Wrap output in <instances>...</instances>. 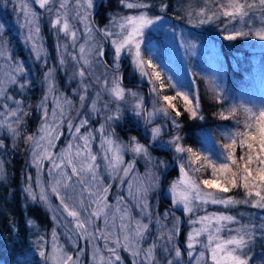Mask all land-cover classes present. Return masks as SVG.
I'll return each instance as SVG.
<instances>
[{"label": "snow or ice", "instance_id": "1", "mask_svg": "<svg viewBox=\"0 0 264 264\" xmlns=\"http://www.w3.org/2000/svg\"><path fill=\"white\" fill-rule=\"evenodd\" d=\"M3 3L7 6L8 0H3ZM34 3L47 13L51 29L57 36L62 33L65 38L63 44H57L59 64L65 66L68 63L66 57L69 56L74 62L73 76L79 77L81 82V106L88 96L89 85L85 79L92 77L100 85L101 91L96 92L92 99L91 113L101 112L98 107L102 100L101 92H106L117 103V107L112 114L105 116V123L95 129L100 137L99 153L92 150V141L96 139L93 130L81 133V129L89 124L87 117H81L75 125L71 120L67 121L72 140L54 153L51 149L56 147V141L63 135L60 129L65 121V106L70 109L72 102L63 95H54V68H49L44 73L46 91L38 105V110L42 112V124L37 133L24 132L25 118L30 112L23 96L32 81L27 79L24 65L12 61L7 50L0 45V57L5 59V66L0 68V129L10 133L14 140L23 138V142L31 148V163L37 168L36 184L39 192L34 191L31 184L25 191L33 201L49 208L54 214L53 219H57V213L66 214L63 226L70 233L68 238L73 245H77L81 239L90 244L97 239L104 241L103 251L98 244L93 245L92 264H123L121 250L131 255L132 264H160L158 247H163V251L169 255L174 253L173 258L166 259L165 264H180L182 250L172 243L181 231L179 217L173 216L170 229L165 228L159 217H156L159 234L147 247L143 246L151 235L150 224L154 218L148 197L159 188L160 176L157 172L167 166L165 161L155 160L149 145L141 143L137 137H130L128 142H123L116 138L114 129L108 130L111 128L110 122L122 117L119 103L126 102L128 96L135 99L131 106L132 112L142 117L145 125L163 117L165 121H170L178 133L182 127L179 118L185 113L192 120L204 119L198 92L181 90L172 82V77L164 76L151 56V49H148L146 56L142 48L146 32L154 26L161 27L158 22H162L165 17L151 14L155 7L151 0H119L123 8L131 11L110 16L109 24L98 28L92 20L94 0H34ZM201 3L203 6L187 12L189 23L201 26L222 22L221 34L226 41L249 37L264 41V0H201ZM159 7L163 12L168 6L161 3ZM13 10L22 16L20 26L27 29L26 42L30 43L35 59H43L47 63V50L40 35V14L30 6L28 0H19ZM76 21L84 25V43L78 45V53H69V46L76 49L80 39ZM3 28L4 24L0 23V29ZM97 33L101 41L111 45L113 55L112 76L109 78L106 71L103 80L95 76L93 71V64L100 62L106 55L104 44L96 39ZM194 47L189 43L186 50ZM121 59H130L133 70L149 83L153 103L151 111L146 109L143 96L122 86L123 77L119 71ZM209 85V91L214 94L216 101L228 105L217 114L218 117L229 120L238 113L243 114L242 130L241 121L235 120V128L220 133L223 142H219V150L211 155L184 144V137L179 134L171 136L164 146H170L177 154L180 176L170 184L168 194L172 206L189 215L188 223L192 225L186 238L189 264L193 261L195 264H251L254 241L258 236L264 239V217H261L260 223H244L227 211L202 216L195 214L208 204L222 205L225 209L250 204L253 208L264 210V102L229 101L215 77L209 79ZM13 88L18 90L17 95L21 99L12 94ZM168 89L173 90L174 95L164 94ZM50 96L54 104L51 112L47 106ZM177 103L181 104L182 110L177 107ZM102 107L108 110L109 102L103 103ZM150 133L152 141H160L165 126L152 127ZM0 147H4L2 140ZM237 148L240 149L239 156ZM129 152L133 154V160L126 163L124 155ZM98 156L102 158L108 176L112 180L118 179L121 186L126 185L128 199L118 195L115 205L109 203L112 184L104 183ZM136 157H142L149 166L143 175L136 171ZM44 160L50 161L48 175L52 178L47 186L39 179ZM208 171L210 175L204 178L202 173ZM28 179L31 180V176ZM237 188L243 190V199L227 195ZM52 196L59 201L55 208L50 202ZM133 207L139 209L141 218L132 215ZM168 216L166 211L164 219L167 220ZM101 218L103 227L96 223ZM144 218L148 220L147 223ZM28 223L31 225L33 222ZM160 240H164L165 245H159L157 242ZM197 245L201 246L199 251ZM30 251L38 256L40 264H81L80 257L84 249L78 248L73 255L59 243V235L53 229L50 245L44 235H38L31 242ZM24 255L26 257L27 253ZM24 264L33 262L25 259Z\"/></svg>", "mask_w": 264, "mask_h": 264}, {"label": "rangeland", "instance_id": "2", "mask_svg": "<svg viewBox=\"0 0 264 264\" xmlns=\"http://www.w3.org/2000/svg\"><path fill=\"white\" fill-rule=\"evenodd\" d=\"M98 0H94V8L92 9V14L95 9L96 3ZM182 4V10L184 17H182V21H179L177 16V0H174V6H170L169 10L171 13L168 14V10L165 9L163 12H161L159 5H156L154 9H152L151 14L152 15H163L165 18L162 22H158V24L162 25L161 27L154 26L153 28L149 29L146 32L145 36V44L142 45L143 50L145 51V55H148V49H151V56L154 60V62L159 66L160 70L164 74L165 77H172V82L176 83L178 87H181V90H190L193 92H198L197 88V82L194 77V72L192 71V68H190L191 63L193 62V58H196L198 56L202 55V59L204 63H202L200 69L204 71V77L206 79H210L215 77L217 81L222 85L223 89L225 85L227 84V78L225 77V71L226 66L224 65L225 62L219 63L218 60H221L219 55L221 56L220 48H218L217 45H214L213 42L210 41V34H209V27L211 24H204L201 26H196L193 23L188 22L187 12L190 9H198L199 7L203 6L201 3V0H179ZM19 2V0H8L7 6L3 3V0H0V23L4 24V28L0 29V45H2L6 50L7 54H9L12 57V61H19L21 62L27 72V79L31 81H35V84L38 86L39 95L37 99L35 100L33 106L32 104L27 100L28 108L34 109V124L30 131V133H37L38 129L40 128L42 124L41 116L42 112L38 110V105L41 103V100L44 97L45 91H46V82L44 81V73L48 71L49 68H54V80H55V86H56V92L54 93L55 96H61L63 95L64 98L71 100L72 107L69 109L67 106H65L66 110V116L65 121L61 125V131L63 132V135L60 137L59 140L56 141V147L54 149H51L54 153H57L60 151L61 148L65 147L67 143L72 140V133L69 132L67 121L71 120L72 123L75 125L79 123V120L81 117H87L89 119V124L85 126V128L81 129V133H84L88 129L93 130L94 135L96 136V139L92 141V150L94 153L100 152V137L99 134L95 132V129H98L101 124L105 123V116L112 114L116 110L117 103L115 101L111 100V97L106 92H101L102 100L98 104V107L101 108L100 114L91 113L90 105L92 103V99L95 98L96 92L101 91L100 85L95 82V80L92 77H88L85 79V83L89 85L88 88V96L87 99L84 102L83 107L79 108L81 105L79 95L81 91V82L79 77H74L73 73L75 71L74 68V62L71 61L70 56L66 57L68 60V63L65 66H61L59 64V55L60 53L57 50V44H63L65 42V38L63 34H59V37L57 36L56 32L53 29H49L51 36H50V47L46 45L45 38L49 36L50 34L41 31V37L44 44L45 49L47 50V63L45 61L39 60L37 61L34 57L33 52L31 51V45L30 43L26 42V33L27 29L22 28L20 24L22 23V16H19L17 12L13 10L14 6ZM30 3V6L40 14L39 19V25L40 28L42 24V20L45 19L46 22H48V27L51 28L49 23V16L47 13L44 12V10L40 9L38 5L34 3V0H28ZM104 6L106 9H109V6L112 8L110 12L106 11L108 15H106V18L102 24L98 22L99 16L97 13L92 15V20L95 23V26L98 28H103L105 25L109 24V18L112 15L115 14H128V9L123 8L119 4V0H103ZM166 4V3H164ZM72 5H70L71 7ZM108 6V7H107ZM172 13L176 15H172ZM257 26L259 25V18H256ZM203 26V27H202ZM239 26V25H237ZM75 27L79 30V36L80 39L77 42V48L73 49L71 46L68 48V52H77L78 53V45L80 43H84V25L80 23L79 21L75 22ZM221 28H212L213 31H216V38L224 40L223 36L221 34ZM219 29V30H218ZM201 31V33L196 34L195 32ZM194 31V32H193ZM193 33L195 35H201L205 39H195L193 36ZM192 35V36H191ZM17 39L19 43L22 46V52L25 53L26 62L19 56V53L17 51V47L14 45V41ZM96 39L98 42H102L105 44V41L100 40L99 33L96 35ZM240 41L241 44H239L236 41H229V43H236L238 46L243 48H248L251 50V52H256L257 54L260 52H264V41H260L254 37L250 38H241ZM183 41V42H182ZM226 41V40H225ZM195 45L194 48H191L190 50H186V47L188 44ZM202 53V54H201ZM218 54V57H215V54ZM107 58L110 62L109 68H104L102 64V60L98 63L93 64V71L95 76H100L101 80L104 79V74L107 71V76L111 78L112 76V68L113 65V55L111 50V45L108 43V47L106 49V55L104 56ZM222 57V56H221ZM128 60V68L126 72V76L132 78H135V82H137L139 85L131 86L127 84H122V86L128 90H132L134 92H137L140 96H143L144 98V104L148 111H151L153 108L152 103V94L150 93V85L146 80H142L137 72L133 70L132 64L130 59ZM222 61V60H221ZM11 62V61H10ZM121 62V61H120ZM125 60H123V63ZM190 64V66H189ZM122 64H120L121 67ZM5 66V59L3 57H0V68ZM39 68L40 72V78L36 80L33 76L36 74V70ZM44 67V68H43ZM119 67V71H120ZM193 72V74H192ZM121 74V72H120ZM225 84V85H224ZM33 85V83L31 84ZM142 85L147 86V89L144 88ZM248 89H239L236 94L231 95L229 97V101H236L240 102L243 101L245 103H262L264 102V82H249L247 85ZM146 89V90H145ZM12 94L16 96L17 99H21L19 95H17V89L13 88ZM224 93L228 96L229 93ZM164 94L168 95H174V91L171 89L166 90ZM148 100V102H147ZM26 101V100H25ZM105 102H109V109L105 110L103 109L102 105ZM147 102V103H146ZM11 104V102H8ZM26 103V102H25ZM135 103V99L131 96L126 97V102H120L119 107L123 113L122 117H129L130 120L132 119L135 123H138L141 126V133L145 136H148L149 142L155 146H157L160 150H168L170 152L171 157L173 158V162L167 161L165 164L166 167L161 168L157 174L160 176V179L162 178L163 174L165 173V170L169 166H174V172L173 175L168 178L166 177V185L163 189V195L167 197L170 202V196L168 194V189L170 184L177 180L180 176L179 171V161L177 159V154L174 152V150L169 146L165 147L164 144L171 138V136L179 134L181 136H186V132L183 131L181 128L179 129V132L177 133V130L174 129L170 123V121H165L163 117L154 119L151 124L145 125L144 120L142 117H137L131 110L132 104ZM14 106V105H13ZM47 106L49 109V112H51V109L54 107L53 99L50 96L47 101ZM177 107L181 108L182 106L180 103H177ZM29 110V109H28ZM30 111V110H29ZM243 115V114H241ZM122 117L118 121L110 122L111 128L108 129L109 131L113 130L115 131V136L117 139L123 142H128L130 137H137V135L134 133L129 132L127 135H121V138L116 130L117 124H122L123 122ZM68 118V119H67ZM163 124L165 126V133L161 136L160 141H152L151 140V133L150 130L152 127H155L157 125ZM126 125V124H124ZM26 126V118H25V124L23 131H27ZM25 129V130H24ZM227 129H232L231 126L226 124H218L216 129L214 131H208L205 130L201 134V144L196 149H199L203 152H206L208 154H214L219 150V142L222 141L221 132H224ZM8 135L10 138L8 139L9 142H11V146L16 147L20 144H22L23 138L13 139L10 133H8L4 129H0V140L3 141V136ZM138 139V137H137ZM139 140V139H138ZM140 141V140H139ZM141 142V141H140ZM142 143V142H141ZM184 143V140H183ZM4 144V141H3ZM144 144V143H143ZM188 146L193 147V145H189L187 143H184ZM12 147V148H13ZM194 148V147H193ZM2 149V147H0ZM24 154V166L22 168L21 176L22 179L20 181V190L23 194V198L25 202H32L33 200L29 197L28 193L25 191V189L28 187L29 184H31L34 191L37 193L39 192V188L37 187L36 181H37V168L34 164L31 163L32 155H31V148L28 144L25 145V148L23 150ZM152 157L159 161L163 160V158L160 156H153ZM125 162H129L133 160V154L132 153H125L124 155ZM164 161V160H163ZM98 163L101 164L100 168V175L104 181L105 184L111 183L113 190L112 192H109L108 200L109 203L112 205H115L116 198L118 195H124L126 199H128L126 195V185L121 186L119 183V180H112L108 173L104 170V162L101 157L98 156ZM50 167V161L44 160L43 166L39 173V179L44 182L45 186L51 181V177L48 175V169ZM149 166L146 164V161L142 157H136V171L138 174L143 175L145 171L147 170ZM173 168V167H172ZM155 171V170H154ZM204 178H208L210 175V171L202 173ZM31 176V180L28 179V177ZM117 190L120 191V194H115ZM158 188L155 190L156 194L158 195ZM110 194L114 195L110 197ZM227 195H231L235 197L236 199H243L244 193L235 196L233 194L228 193ZM116 196V197H115ZM154 193H150L148 197V202L150 205V212L153 215L152 223L150 224V233L151 235L149 238L144 242L143 246L147 247L148 244L152 243L154 239L159 234L160 227L156 224V217H159L162 224L165 226V228L170 229L172 227V219L173 216L179 217V226L180 230L182 232L184 231V245L186 249V238L188 232L191 230L192 225L188 223L189 215L187 221H185V224L183 222V216H177V215H171V217L168 216L167 220L164 219V213L167 211L168 213H175L174 207L173 209L167 208V210L163 211L161 214L156 213V206L157 201L153 198ZM53 208L57 207L59 205L58 199H56L54 196L51 197L50 200ZM131 203V201H129ZM40 203V202H39ZM43 208L44 212H46L47 221L46 222H37L36 220H33L31 218H28L27 221V227H29V239L30 242L34 241L38 235H44L45 238L49 241V245L51 242V234L52 230L55 229L56 232L59 235V243L63 244L65 248L72 252L73 255H75V252L78 250V248H83L84 252L80 257L81 264H92V253H93V245L98 244L103 251V243L104 241L102 239H97L93 243H89L87 240H78L77 245H73L69 241V235L65 229L64 225V219L63 217L66 216L64 213H57V219H53V212L49 210L43 203H40ZM172 204V203H171ZM248 209V210H247ZM247 210V211H246ZM227 211L231 215H236L238 218L242 220L244 223L253 222V223H260L261 217H264V210H260L257 208H253L250 204L249 205H237L234 208L231 209H225L222 205H213L208 204L205 209H202L198 212H196L195 216H202L207 213H214V212H224ZM132 215L141 218L139 214V209L133 207L132 208ZM195 216L192 218L195 219ZM170 218V221H169ZM69 220L71 218H68ZM32 221L33 223L30 225L28 222ZM169 221V222H168ZM117 224L119 223V220L117 219ZM144 222L147 223L148 220L144 218ZM97 225L100 227L104 226V221L101 218L100 220L96 221ZM198 226V225H197ZM71 227V225H69ZM181 232V231H180ZM257 240V239H256ZM259 240L264 241V239L259 238ZM159 245L163 246L165 245L164 240H160L157 242ZM173 244H175V238L172 241ZM255 245V242H254ZM197 251L200 250L201 246H196ZM182 249V248H181ZM187 251V249H186ZM187 253V252H186ZM35 254V253H34ZM107 254V253H105ZM120 255L122 257L123 264H132V257L128 252H125L123 250L120 251ZM36 256V255H35ZM174 253L172 255H169L163 251V247L157 248V258L160 261V264H165L166 259L173 258ZM251 264H254L255 262H261V264H264V252H256L253 250V245L251 248ZM38 256H36L37 258ZM185 262V256L180 258V264H184ZM38 264H40L39 258H38ZM189 264V260H188ZM192 264H195L193 261ZM210 264V262H209ZM260 264V263H259Z\"/></svg>", "mask_w": 264, "mask_h": 264}, {"label": "trees", "instance_id": "3", "mask_svg": "<svg viewBox=\"0 0 264 264\" xmlns=\"http://www.w3.org/2000/svg\"><path fill=\"white\" fill-rule=\"evenodd\" d=\"M173 1L174 0H151V3H153L155 7L156 5H159L161 3H166L168 6L166 9L168 10L169 14L171 13L169 10L170 6H174ZM109 9L111 10L112 8L109 6ZM109 9L105 8L103 0H101L99 8L96 11L97 15L99 16L98 22L100 24L104 22L106 15H108L106 11L111 13ZM179 9L182 10V4L179 0H177L176 12L177 15H179L177 17L181 18L179 19V21H182V17H184V14ZM172 15L176 14L172 13ZM222 26V22L212 23V25L208 29L210 34V41L213 42L214 45H217L218 48H220L222 57L220 55L219 57L222 61L218 60L219 63L225 62V77L227 78V84H224V91L226 93H229V95L227 96L229 98L231 97V95L236 94L239 89L247 90V85L249 84V82H264V52H260L257 54L256 52H251V50H249L248 48L238 46L235 42L229 43V41L216 38L215 36L217 35V30L213 31L212 28L220 29V27ZM41 27L42 32L46 31L50 34L44 39L46 45L50 47L49 39L51 33L49 29L51 28L48 27V22H46L45 19L42 20ZM195 33L200 34L201 31L198 30V32L196 31ZM193 36L195 37V39H205L203 36L195 35L194 33ZM241 40L242 39L239 38L236 40V42L241 44ZM14 45L17 47L19 56L26 62L25 53L22 52V46L17 39H15ZM214 54L215 57H218L217 53ZM202 58V55L193 58V62L191 63V66L190 64L189 66L190 68H192L195 80L197 82L198 94L200 98V110L201 114L204 116V119L192 120L189 119V116L186 113L179 118V122L182 125L181 129L186 132V136H184V143L193 145L194 148L199 147V145L201 144V134L205 130L214 131L218 124H226L231 126L232 128H235V120L241 121L240 128L242 130L244 120V116L240 113H238L236 117L229 120H222L218 117L217 114L223 109H226L228 105L226 103H218L214 97V94L209 91V79H206V77H204V71L200 69V67L202 66L201 64L204 63ZM106 61L107 62L103 61L102 59L101 65H103L104 68H109V66H111L110 62L107 58ZM39 68L40 67L38 66L36 74L33 75L35 76L34 78H36V80L40 78ZM128 80L134 81L136 79H133V77H129ZM123 82L124 79L122 80V84ZM32 83L33 85H31L30 88L25 92L23 99L26 100V104L28 100L33 106L35 100L39 95V90L37 84H35V81H32ZM81 107L82 106L80 105L79 108ZM27 110L30 112V115L26 117L27 131L24 132L30 133L35 122L34 109L27 108ZM121 121L123 123H120L119 125L117 124L116 126V130L120 137L121 135H127L129 132L133 134L135 133L142 143L149 145V151L151 155L156 157L161 156L165 162H173V158L171 157L170 152L168 150H160L157 148V146L151 144L149 142L148 136H145L141 133V127H138V125H136L137 123H135L132 119L130 120L129 117H122ZM129 123L134 129L127 128ZM122 126L125 127V129H123ZM5 136L6 137L3 136L4 147L0 149V169H2V171H0V264H17V262H19V264H24L25 259H27L28 261H32L33 264H38V257L36 258L34 252L30 251L31 242L29 239V227H27V221L28 218H31L33 220H36L40 224L41 222H46V212H44L43 206L38 201L25 202L23 194L20 190V181L22 179L21 173H23L22 168L24 166L23 150L26 144L22 141V144L13 147L11 146V142H9L8 140L10 137L8 135ZM239 154L240 149L237 148V155L239 156ZM173 172L174 166H169L160 179L159 188L157 191L158 195L155 191L152 192L154 193V200L157 201V214H161L162 210L165 211L167 210V208L173 209L170 200L163 195V190H160L163 180L164 184L166 185V177L168 176L169 178L170 176H172ZM165 185H163V189ZM112 191L113 190H110V192ZM243 193V190L240 188L233 189L230 192V194H233L235 196H239ZM115 194H120V191L117 190ZM111 196L114 195L110 194V197ZM173 210L175 213L169 214L177 216L182 215L184 218L182 224H185V221H187L188 219V215L177 208H174ZM171 215L169 217H171ZM259 238L260 237L258 236L257 240L254 241L255 245L253 243V250L256 252H264V241L259 240ZM175 245L182 248V254L183 256H185L184 264H188L189 258L187 257V253L183 250V246L185 247L184 231L182 232L181 230L180 234L175 237ZM24 253H27L26 257ZM259 263L261 264V262H255L254 264Z\"/></svg>", "mask_w": 264, "mask_h": 264}, {"label": "water", "instance_id": "4", "mask_svg": "<svg viewBox=\"0 0 264 264\" xmlns=\"http://www.w3.org/2000/svg\"><path fill=\"white\" fill-rule=\"evenodd\" d=\"M100 2H101V0H98V1H97L96 6H95V9H94L92 15H94V14L96 13V11L98 10L99 5H100ZM107 45H108V42L105 41V44H104L105 49H107ZM102 59H103V61L107 62L105 57H103ZM121 60L123 61V59H121ZM127 64H128V62L126 61V62L124 63V65L122 66V68H121V75H122V76H123V73H124V70H125ZM132 84H134V83H132ZM163 185H164V180H163V182H162V185H161L160 190H163ZM160 193H161V191H160ZM160 196H161V194H160ZM183 250H184L185 252H187L184 246H183Z\"/></svg>", "mask_w": 264, "mask_h": 264}, {"label": "flooded vegetation", "instance_id": "5", "mask_svg": "<svg viewBox=\"0 0 264 264\" xmlns=\"http://www.w3.org/2000/svg\"><path fill=\"white\" fill-rule=\"evenodd\" d=\"M126 72H127V69L125 70V77H124V82H123V84L132 85V83H134V81H129V80H128L129 77L126 76ZM135 84H136V85H139V84L136 83V82H135ZM122 128L125 129V127H123V126H122ZM127 128L134 129V128L130 125V123H129V125H128ZM136 130H137V129H136Z\"/></svg>", "mask_w": 264, "mask_h": 264}]
</instances>
